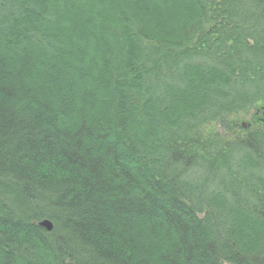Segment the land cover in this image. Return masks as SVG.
<instances>
[{"label": "trees", "instance_id": "1", "mask_svg": "<svg viewBox=\"0 0 264 264\" xmlns=\"http://www.w3.org/2000/svg\"><path fill=\"white\" fill-rule=\"evenodd\" d=\"M261 101L264 0H0V264H264V199L196 202L158 130L264 147L234 111Z\"/></svg>", "mask_w": 264, "mask_h": 264}, {"label": "bare ground", "instance_id": "2", "mask_svg": "<svg viewBox=\"0 0 264 264\" xmlns=\"http://www.w3.org/2000/svg\"><path fill=\"white\" fill-rule=\"evenodd\" d=\"M207 108H211V106H207ZM234 111L237 112V118H240L242 116L241 114H238V110L234 109ZM240 111L243 112V110ZM197 113L199 112H196V114ZM161 114L166 115L163 110L161 111ZM259 114H261L260 110L256 109L255 115L258 116ZM205 116L206 115H204L203 113H199L196 115V117L190 120L187 118L186 123H180L179 121H175V118L177 117L176 114H174L169 117V119L171 118V123L158 127L160 136H165L166 134H168V136L174 140V143L176 144L175 146H177V149L173 152L175 154L177 153V155L176 158L173 160H178L182 162L184 161L188 163L186 165L185 163H181L177 166L171 165L170 176L180 180L181 182H183L184 186H188V188L193 189V191H195L197 194L201 193L204 196L202 199L196 202L206 200L211 201V198L218 196L217 191L212 192L211 194H207V189H209L211 185V187L215 188V190L216 184H220L226 189L228 188L229 184L234 182V185L236 187L242 188L244 191L250 193L251 200L247 205L254 206V208L256 207L260 209V207H258L257 205L259 203L257 198L259 197L261 199H264L262 190V188H264V165L262 163H250L248 161L252 159H250V157H253V155H255V151L260 150L261 152L264 149L263 145H260V143L257 142L255 139L249 138L250 136L248 138H246L245 136L243 137V141L248 145L251 150H244L242 147L241 150L239 149L238 151L233 145L225 142L224 138H222L220 135L216 136L211 132L210 126L206 124L207 121L210 119ZM176 120L179 119L177 118ZM254 121H259V124H254L256 127L260 128L262 125L264 126L263 117L262 119L258 117ZM236 122H239V119H237ZM237 125L239 126V123H237ZM214 130V133H217V127ZM241 130L243 132V135H245V133L251 134L256 132L253 130L247 131V129L243 130V128H241ZM262 131L264 132V129ZM168 136L166 137L169 138ZM193 144H199V146L197 145V147L195 148ZM188 145H190L192 148ZM261 153L263 154V152ZM234 157H236V161H240V165H242L241 168H236L237 175L242 174V172H248V170L251 168L249 171V173L251 174L250 177H248V175H240L242 177H247V180H245V182L247 183H243V186L240 180L238 178H235L236 176H234L233 174L230 175L226 174L225 172H221L222 170L227 169V166L225 165L228 164L229 167L231 166V161H233ZM225 160L227 161V163L224 162ZM213 179H215L217 182L213 181V184H210V181ZM217 212H215L217 213V216H220L222 218V214L220 213V211L217 210ZM203 215H205L204 212L202 213V216ZM45 221L50 223L49 230L45 228V226L43 227L41 225ZM37 224L40 228H43L48 235L55 233V228L51 221L46 219L38 220ZM232 247H235L234 243H232ZM235 256L239 260H241V256L238 254V252H235L234 257ZM229 257L230 261L233 262L232 259L234 258L231 255ZM75 262H79V260ZM232 262H225V264H238Z\"/></svg>", "mask_w": 264, "mask_h": 264}, {"label": "rangeland", "instance_id": "3", "mask_svg": "<svg viewBox=\"0 0 264 264\" xmlns=\"http://www.w3.org/2000/svg\"><path fill=\"white\" fill-rule=\"evenodd\" d=\"M142 13L146 14L145 11L144 12L142 11ZM149 14H150V16H155V17H158V18H160L161 16H164L165 15V14H163V12H162V15L161 16L157 15V13H154L153 14L152 12H149L146 15H149ZM164 17H166L164 24L169 25V22L172 19V17H169V15H168V17L167 16H164ZM174 22L175 21H172L171 23L175 24ZM260 82H261V78L260 79L258 78L257 80L254 81V84L252 83V84H249V85H245L243 87V89L245 88V92H246L245 95L248 96V99H250V97L252 95V91H248L249 90V87L250 86H256L257 84H260ZM239 85L242 86L243 84L242 83H239ZM256 109L260 110V112H261V114H259L258 116H256L257 114L255 115ZM263 110H264V101L251 103L250 104V107L249 108L247 107V110H243V112L239 110V113L238 114H241L242 116L240 118H238L239 119V122H237V123H239L238 131L241 132L242 131L241 128H243V130L244 129L245 130L247 129V131L253 130V131H256V132H262V130L264 129V126L262 125L260 128L256 127L254 124L255 123H258L259 121L258 122H255L254 120L257 119L258 117L261 118V119L263 117V119H264V116H263L264 115V112H263ZM204 115H207V113H204ZM218 122L214 123V122H211V120H208L206 124L210 126L211 132L214 135H216V136L220 135L222 138H224L225 142L230 143L231 140H232V135L231 134H226V133L223 134L220 126H217L218 125ZM262 123H260V124H262ZM216 127H217L218 131H217V133H214L215 132L214 129ZM225 163H227V162H225ZM240 164H241V162L240 161H236V157H234L233 161H231V166L229 167L228 164L225 165V166H227V169L226 170H222L221 172H225L226 174H230V175L233 174L234 176H236L235 178H238L240 180V182H241V184L243 186V183H247V182H245V180H247V177H244V176L242 177L240 175L243 174V175H246V176L248 175V177H250L251 174L249 173V171H250L251 168L248 170V172H242V174L237 175L236 168L237 167H240L241 168L242 165H240ZM250 179H252V178H250ZM213 181L217 182L215 179H213V180L210 181V184H213ZM263 181H264V178H263ZM211 186L209 187V189H207L208 190L207 194H211L212 192H216V191L219 192V193H217L218 197H220V198L223 197L226 200L227 204H229L230 208L235 207L236 206L235 203L236 204L239 203L240 205H243V206L244 205L245 206H248L247 204L251 200L250 193L244 191L242 188L236 187L234 185V182H232L228 186L229 191L231 190V195L232 196L230 195V192H229V195H226V192H224L225 191L224 190V187H222V185H220V184H216V190H215V188H212ZM259 189H261V188H259ZM233 194L236 195L235 198H233L234 197ZM200 196L201 197H204L203 195H200ZM208 196H211V195H208ZM261 200L262 199H259L258 202H260ZM206 201H208V200H206ZM203 210H204V213L205 214L208 212V210H206L205 207H203Z\"/></svg>", "mask_w": 264, "mask_h": 264}, {"label": "water", "instance_id": "4", "mask_svg": "<svg viewBox=\"0 0 264 264\" xmlns=\"http://www.w3.org/2000/svg\"><path fill=\"white\" fill-rule=\"evenodd\" d=\"M43 227L45 226V228H47L49 230V227H50V223H48L47 221L43 222L41 224Z\"/></svg>", "mask_w": 264, "mask_h": 264}]
</instances>
